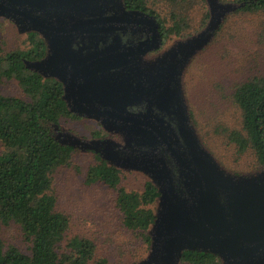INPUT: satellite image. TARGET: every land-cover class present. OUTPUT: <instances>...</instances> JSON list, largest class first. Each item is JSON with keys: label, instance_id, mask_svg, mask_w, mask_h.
Returning <instances> with one entry per match:
<instances>
[{"label": "water", "instance_id": "95a60500", "mask_svg": "<svg viewBox=\"0 0 264 264\" xmlns=\"http://www.w3.org/2000/svg\"><path fill=\"white\" fill-rule=\"evenodd\" d=\"M29 1L31 5L37 1L51 11L76 10L81 16L78 20L72 14L71 18L62 16L63 19L31 18L28 11L16 8L28 5L26 0H0V16L15 21L21 30L33 28L46 38L65 41L75 35L113 31L130 19L148 18L145 13L126 11L111 18L103 17L101 0ZM207 1L212 15L210 23L173 51L172 61L177 55L180 57L175 72L169 75L162 72L154 80L142 101L146 103L145 112L126 113L121 105L101 110L85 98L92 104L86 105L88 109L82 113L106 125L122 126L134 140L133 145L145 148L138 151L141 160L136 161L139 166L133 169L150 174L157 186L159 200L153 236L158 237L149 257L139 264H178L182 251L186 250L214 254L222 264H264V170L256 175L236 176L222 169L197 139L182 93L181 61L188 62L205 47L225 14L235 10L230 4ZM55 33L58 35L53 36ZM157 46L141 43L119 52L106 48L90 58L69 63L63 76L71 109L80 106L75 96H85V88L97 83L99 73L134 64L140 55ZM28 66L35 71L42 69L39 65ZM167 78L171 79L170 84ZM151 158L159 165L151 166Z\"/></svg>", "mask_w": 264, "mask_h": 264}, {"label": "trees", "instance_id": "16d2710c", "mask_svg": "<svg viewBox=\"0 0 264 264\" xmlns=\"http://www.w3.org/2000/svg\"><path fill=\"white\" fill-rule=\"evenodd\" d=\"M153 0H123L129 10L154 16L160 23L163 37L179 34L166 28L149 4ZM235 12L256 13L264 10V0H235ZM231 12V11H230ZM229 12V13H230ZM208 15L211 16L210 10ZM29 36L26 50L4 52L0 42V82L15 80L26 98L6 97L0 92V264H89L95 245L84 237L65 240L69 226L66 215L56 210L52 193V175L69 165L74 148L57 141L50 128L68 116L63 87L54 79H45L31 69L32 62L43 54V43ZM241 119L240 128L226 131L228 141L238 155L252 150L259 168L264 167V77H254L238 84L233 92ZM86 174L88 184L100 182L115 190V206L122 216V225L139 232L150 244L148 230L155 222L153 205L157 188L146 181L141 192L119 187L121 169L96 156ZM17 225L27 243V252L2 239L3 226ZM185 264H221L218 257L202 251H184Z\"/></svg>", "mask_w": 264, "mask_h": 264}, {"label": "rangeland", "instance_id": "374dc122", "mask_svg": "<svg viewBox=\"0 0 264 264\" xmlns=\"http://www.w3.org/2000/svg\"><path fill=\"white\" fill-rule=\"evenodd\" d=\"M216 1L235 3V0ZM149 7L166 28H175L179 21L180 33H165L163 48L197 36L209 23L207 0H153ZM0 42L4 52L30 47L27 35L2 19ZM254 77H264V10L225 14L208 44L190 58L181 76L183 97L197 139L222 169L236 176L256 175L264 170L257 165L252 150L238 155L226 134L240 128L241 115L233 101L234 89ZM0 92L6 97L26 98L15 80H2ZM59 123L74 135L98 132L93 122L64 117ZM3 151L0 144V154ZM95 158L91 152L75 150L69 165L58 168L52 175L56 210L69 220L65 240L73 237L91 240L95 252L89 264H139L148 255L150 245L143 242L139 232L122 225L121 213L115 206V190L100 182H86L87 170L96 163ZM146 181L142 172L121 170L118 186L141 192ZM152 207L156 212V203ZM1 234L6 246L27 252L28 245L17 225L3 226Z\"/></svg>", "mask_w": 264, "mask_h": 264}, {"label": "flooded vegetation", "instance_id": "af4514ba", "mask_svg": "<svg viewBox=\"0 0 264 264\" xmlns=\"http://www.w3.org/2000/svg\"><path fill=\"white\" fill-rule=\"evenodd\" d=\"M26 1L28 5H16V8L22 9L26 12L28 11L27 14L31 18L43 19L44 16H50V18L59 16L63 19L62 16L71 18L70 15L72 14L74 15L73 18L78 20V17L81 16L76 10L73 13L68 12L67 10L61 11L60 9L51 11L50 9L39 6L37 1H34L36 3L35 5H31L29 0ZM101 5H103L101 15L107 18L117 16V12L120 11L141 12L127 9L123 0H101ZM146 15H148V18L130 19V21L124 23L120 28L107 33L75 35L67 41H65L64 38L62 40L55 37L46 38L43 32L41 33V31L34 30L33 28L21 30L18 23L0 16V20L2 19L13 24L20 33H25L28 39L30 35L34 34L36 35L34 38L42 41V56L35 61L26 63L28 65H39L42 69L41 71L38 70L36 72L40 73L43 78L54 79L61 83L63 87V99L66 102L69 113L65 118L74 121L93 122L98 129V132L93 131L89 136L74 135L67 129L62 128L59 125L60 123H58L50 128L54 138L62 144L71 146L74 150L91 152L95 157H100L108 164L116 166V168L138 172L142 171L133 169V166H139L136 163V161L141 160L138 157V151H142L145 148L133 145L132 142H134V140L130 139L129 134L122 130V126L103 124L99 119L88 116L82 112H85L88 109V107H85L86 105L89 106V104H92L85 101V98L88 97L92 100V105L95 104V106H98L101 110L110 109L111 106L121 105L126 113H143L146 110V103H142V101L147 97L148 89L154 84V80L157 79L162 72H165L167 75L175 72L176 64L180 57L177 55L172 61L173 57L171 56L173 51L180 48L185 42H178L173 46L163 48L164 37L161 32L159 21L152 15ZM211 18L212 15L209 17V23ZM56 35L58 34L55 33L53 36ZM65 43L66 45L63 46ZM141 43H146L149 47L153 45L155 46V44H158V46L156 48L153 47L140 55L134 64L119 66L99 73L98 78H96L97 83L85 88V96H80L78 94L75 96V100L80 106L76 107L74 110L71 109L66 96V87L63 76L65 75V66H68L69 63H73L77 60L90 58L93 54L101 53L103 52L102 50L106 48H114L115 51L119 52ZM181 64V73H183V70L187 65L186 60L183 62L181 61ZM170 80V78H167L169 84ZM117 86L120 87L118 88L117 93H115ZM122 115L125 116V114ZM106 155L112 158H115L116 156L118 159L115 161L110 160ZM149 164L151 166L159 165L154 158L150 159ZM143 174L147 176L148 181L154 184V181L150 178V174ZM154 186L157 187L155 184ZM158 200L159 193L156 199L157 211ZM150 230V251L145 259L149 257L153 242L158 237H156V233L155 239L153 236L155 223L151 225ZM183 252L184 251H182V253ZM219 261L222 264L220 259ZM180 263H182L181 258L178 264Z\"/></svg>", "mask_w": 264, "mask_h": 264}]
</instances>
